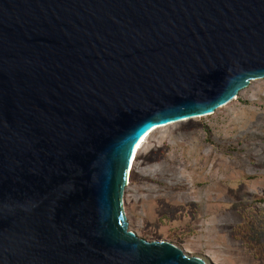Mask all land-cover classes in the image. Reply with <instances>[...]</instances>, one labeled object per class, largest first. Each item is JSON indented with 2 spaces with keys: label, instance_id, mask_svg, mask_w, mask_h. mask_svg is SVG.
<instances>
[{
  "label": "water",
  "instance_id": "1",
  "mask_svg": "<svg viewBox=\"0 0 264 264\" xmlns=\"http://www.w3.org/2000/svg\"><path fill=\"white\" fill-rule=\"evenodd\" d=\"M264 78V0H0V264H205L129 231L154 129Z\"/></svg>",
  "mask_w": 264,
  "mask_h": 264
},
{
  "label": "rangeland",
  "instance_id": "2",
  "mask_svg": "<svg viewBox=\"0 0 264 264\" xmlns=\"http://www.w3.org/2000/svg\"><path fill=\"white\" fill-rule=\"evenodd\" d=\"M123 209L129 231L146 241L205 264H264V78L211 116L157 129Z\"/></svg>",
  "mask_w": 264,
  "mask_h": 264
},
{
  "label": "bare ground",
  "instance_id": "3",
  "mask_svg": "<svg viewBox=\"0 0 264 264\" xmlns=\"http://www.w3.org/2000/svg\"><path fill=\"white\" fill-rule=\"evenodd\" d=\"M234 101V100H233ZM195 118H198V117H195ZM195 118H191V119H195ZM191 119H187V120H191ZM187 120H184V121H180V122H185ZM176 123H179V122H176ZM175 123H172V124H169V125H173ZM169 125H165V126H161L159 128H156L154 129L141 143H139L136 147V150L134 152V155H133V159H132V162H131V171L133 170V166H134V163L136 162V159L138 158V154L139 152L141 151V149L143 148V146L145 145V143L147 142V140L149 139V137L157 130V129H161V128H164V127H167ZM131 173V172H130Z\"/></svg>",
  "mask_w": 264,
  "mask_h": 264
},
{
  "label": "trees",
  "instance_id": "4",
  "mask_svg": "<svg viewBox=\"0 0 264 264\" xmlns=\"http://www.w3.org/2000/svg\"><path fill=\"white\" fill-rule=\"evenodd\" d=\"M262 202V200H260Z\"/></svg>",
  "mask_w": 264,
  "mask_h": 264
}]
</instances>
